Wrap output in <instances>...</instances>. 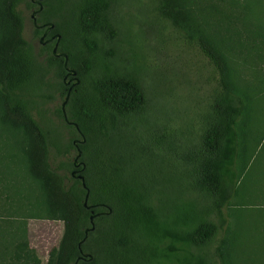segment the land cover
<instances>
[{
	"label": "trees",
	"instance_id": "1",
	"mask_svg": "<svg viewBox=\"0 0 264 264\" xmlns=\"http://www.w3.org/2000/svg\"><path fill=\"white\" fill-rule=\"evenodd\" d=\"M41 2L37 23L55 24L57 51L80 79L65 104L78 128L62 104L57 121L47 113L69 86L64 57L46 43L40 60L24 35L20 7L38 5L0 0V128L16 139L23 168L21 188L6 196L17 203L11 217H0V256L8 264H44L20 219L46 218L64 223L50 264H238L246 208L235 199L246 188L249 201L264 197L254 181H242L255 145L264 143L255 126L257 110L264 111V76L250 58L252 49L264 61V22L255 20L263 0L213 5L212 25L203 21L201 0L199 15L194 0ZM34 33L40 39L43 29L34 25ZM149 33L162 45H151ZM253 33L261 41L254 49ZM183 52L200 63L197 80L187 76L185 87L176 68ZM65 128L85 138L78 146L86 187L72 175L74 158L61 159L77 153ZM180 143H196L193 154H181ZM97 212L81 244L92 258H83L79 243Z\"/></svg>",
	"mask_w": 264,
	"mask_h": 264
},
{
	"label": "rangeland",
	"instance_id": "2",
	"mask_svg": "<svg viewBox=\"0 0 264 264\" xmlns=\"http://www.w3.org/2000/svg\"><path fill=\"white\" fill-rule=\"evenodd\" d=\"M195 1L196 0H194L193 9L195 14L197 13L199 15L201 14L199 4L196 5ZM201 2L202 6L204 5L206 7L204 11L203 21L208 25H212L214 21L216 22V20L218 21V18L212 14L210 7H212L213 5L218 8H221V6H227V0H201ZM20 8L25 16L24 35L26 39L34 46L35 52L39 54V59L43 61L47 56L45 55L46 52H43L40 55L42 45L44 44L40 42L39 36L34 33V23L31 18V13L36 8L28 6L26 3H23ZM135 9L137 11H141L142 6L140 4H137ZM134 17L136 18L137 15H135ZM258 17L261 18V22H264V0L262 3V8H257L255 11V20ZM249 18L252 19L251 15ZM253 36L254 33L252 34V39L250 37L252 43L251 48H253L257 43L260 44L261 42L259 34H257L254 38ZM153 37L154 35L152 33H149V42L151 43V45H154L156 47L161 46L162 44L158 41V39L155 40V38ZM250 51L252 52V54H250L252 64L254 63V65L258 66L257 69H259L260 67V74L264 76V61H260L261 58L259 57L257 58V56L255 55V50L250 49ZM197 59H199V57L191 54V52L190 54L186 52L181 53V61L176 65V68L177 70H180L181 74L183 75L180 78L183 84L182 87H185L186 85L184 79H186L187 76L190 77V79L193 81L197 80L195 72L200 68V63H197ZM189 60H191V63H189ZM250 73L251 72L248 71L247 75H250ZM178 85H180V83H178ZM62 102V96L60 95V93H56L54 95V98L46 105V108L48 109L47 113L53 120L57 121L59 119L56 113ZM259 103L261 106H264V97L260 99ZM255 126L261 131L264 130V111L263 113H259V111L257 110ZM64 137L67 139L77 138L78 136H76L75 133H72L71 129L65 128ZM195 144L196 143H180V153L183 155L190 153L192 155ZM16 149V139L11 134L3 132L0 128V217L2 216V218H10L11 216H9V211H11L12 206H15L17 204L16 202L14 204L12 200H7L6 196L11 194V192L16 188H21L20 186L22 176L20 175V172H23V168H21L22 162H20V160L14 156ZM252 152H254L251 163L253 165L250 168L248 174H246L247 179L245 177L242 181L243 183L245 181V184L248 185H250L251 182L254 181L253 184H257L258 189L263 192V194H261L264 196V143L256 144ZM75 154L76 150L72 149L66 154V157H61V159L67 158L72 160ZM186 165L187 164L185 162H181L182 174H184V171H186ZM167 168H170V166H168ZM170 170L171 169H168L166 173L170 174ZM243 187H245V185ZM246 191L249 192V190L246 188L245 191L243 190V196L235 199L237 202L241 201V207L246 208L243 211V221L241 220V228L238 232L236 240L238 242L239 252L243 253L240 255L242 257L249 256V260H247V258L245 257L244 258L246 260H244V258L241 259V257L238 256V258L240 259L238 264H248V262L249 264H264V197H261L258 200V196H256L257 199L253 198V201H249L247 199ZM20 220H23L30 246L34 247L37 250L38 255L40 256V258H42L44 264H50L46 260L48 252L53 246L59 243L64 234L63 221L50 220L46 218H22ZM0 225H6V223L0 219ZM0 264H8V259L6 260L5 257L0 256Z\"/></svg>",
	"mask_w": 264,
	"mask_h": 264
},
{
	"label": "water",
	"instance_id": "3",
	"mask_svg": "<svg viewBox=\"0 0 264 264\" xmlns=\"http://www.w3.org/2000/svg\"><path fill=\"white\" fill-rule=\"evenodd\" d=\"M41 1H42V0H39V1H38V8H36L35 10H33V12L31 13V18H32L33 23H34L35 26L40 27V28H42V27H46V30H45L43 36L41 37V41H40L41 43H44V41H43L44 36L47 34L48 31H50L52 28H54L55 24H54L53 22H46V23H43V24H38V23H37V19H36V18H37V13H38V12L42 9V7H43ZM54 37H56L57 41H56V44H55V46H54V48H53V53H54V55H56V56H63V57H64V67H65V69H66V71H67L65 77L70 76V75L74 77V81H73L71 87L69 88V91H68V93H67V95H66V97H65V99H64V101H63V103H62L63 114H64L65 119H66L68 122L73 123V125H74L75 127L78 128L77 123L68 120V117H67V114H66V110H65V104H66V102L68 101V99H69V97H70V93H71L72 87H73L74 85L78 84V83L80 82V79L77 77V71H76V69L73 68V67H70V66H69V64H68V56H67V54L64 53V52H58V51H57V49H58V44H59V41H60L61 35H60L59 33H56V34L54 35ZM65 83L67 84L68 81L65 80ZM79 141H80V142H84V141H85V138H83L82 140H79ZM75 145H76V148H77V153H76V155H75V157H74V165H75V168H76V169H74V170L72 171V175H73V176H77L79 179H81L82 185H83L84 187H86L84 176H83V174H82L81 172H79V171H82V169L84 168V164H83V162L79 161V158H80V155H81V152H82V151H81L80 147L78 146V144H76V141H75ZM80 165H82V167H81L80 169H78V167H79ZM88 196H89V192L87 191V193H86V195H85V201H84V205H85L86 207H89V205H88ZM107 212H108V213L111 212V209H109ZM100 214H101V212L92 213V215H91V217H90V219H91V226L88 227V228L86 229V231H85V237H84L83 239H81V241H80V243H79V248H80V251H81V257H83V258L87 257L88 255H89V256H88V259H91V258H92V256H91L90 254H88V253H84V252L82 251V249H81V244L85 241L86 237L88 236V232H89L90 230H93V229L95 228L94 218H95L96 216H99Z\"/></svg>",
	"mask_w": 264,
	"mask_h": 264
},
{
	"label": "flooded vegetation",
	"instance_id": "4",
	"mask_svg": "<svg viewBox=\"0 0 264 264\" xmlns=\"http://www.w3.org/2000/svg\"><path fill=\"white\" fill-rule=\"evenodd\" d=\"M33 1H34V3H35L36 5H38V1H39V0H33ZM39 28H40V27H39ZM41 29H43V33H42V35H41V37H42L43 34H44V32H45V30H46V27H42ZM55 34H56V32H52V29H51L50 31H48L47 34H46V35L44 36V38H43V41H44L43 44L50 43V44L53 45V48H54V46H55V44H56V41H57L56 37H54ZM40 41H41V38H40ZM64 79H65L66 81H68L67 85H68L69 88H70L71 85H72V83H73V81H74V77L70 75V76L65 77ZM75 141H76V144H78V143H79V138H75V139H74V143H75ZM78 169H80V166L78 167ZM79 172H80V171H79Z\"/></svg>",
	"mask_w": 264,
	"mask_h": 264
}]
</instances>
